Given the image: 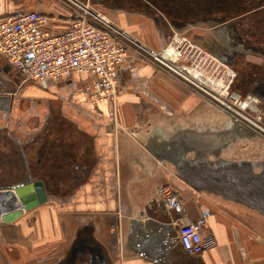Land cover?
<instances>
[{
  "label": "crops",
  "instance_id": "0c3cea01",
  "mask_svg": "<svg viewBox=\"0 0 264 264\" xmlns=\"http://www.w3.org/2000/svg\"><path fill=\"white\" fill-rule=\"evenodd\" d=\"M83 1L154 47L171 31L169 20L186 18L167 14L162 4L171 0ZM33 10L48 16L45 29L55 34L75 17L63 0H0V18ZM173 22L182 32L184 25ZM88 81L77 75L42 86L0 56V180L9 185L32 172L47 180L50 194L0 224V264H61L85 238L102 245L108 264H264V214L207 199L181 179L178 166L175 174L170 169L186 159L182 146L201 152L206 138L218 143V135L200 132L199 92L146 59L120 68L115 107L108 100L90 103L83 92ZM174 185L180 212L166 207L164 189ZM202 216L203 235L215 244L201 254L176 241L164 251L162 232L144 239L150 220L171 240L179 223ZM171 224L174 230L165 227Z\"/></svg>",
  "mask_w": 264,
  "mask_h": 264
},
{
  "label": "built area",
  "instance_id": "2783aa9c",
  "mask_svg": "<svg viewBox=\"0 0 264 264\" xmlns=\"http://www.w3.org/2000/svg\"><path fill=\"white\" fill-rule=\"evenodd\" d=\"M63 2L75 11V17L62 33L47 31L48 16L36 10L0 18V56L5 57L25 79L48 86L86 75L89 78L83 90L86 99L92 104L108 100L115 107L119 92L118 72L129 61L141 60L139 55L151 56L185 77L183 70L172 62L169 48L155 50L88 2ZM229 72L231 77L235 75L233 70ZM259 127L264 130V125ZM164 196L169 210H182L181 196L175 189L166 187ZM205 223V216L179 223L177 244L193 255L213 246L215 241L203 235Z\"/></svg>",
  "mask_w": 264,
  "mask_h": 264
},
{
  "label": "rangeland",
  "instance_id": "374dc122",
  "mask_svg": "<svg viewBox=\"0 0 264 264\" xmlns=\"http://www.w3.org/2000/svg\"><path fill=\"white\" fill-rule=\"evenodd\" d=\"M204 1L207 4L210 0H171L174 4L173 8H178L181 7V4H185L190 8H197V11L207 7L199 6ZM254 4L258 3L254 2ZM172 12L179 16H191L190 11L187 9L173 10ZM173 21L169 20V23H167L171 31L165 34L163 43L159 47L148 44L129 29L124 28L155 50L162 51L171 46L175 50L177 49L175 52H177L176 55L179 59H171L175 60L172 62L176 67L183 70L185 77L146 54L139 55V59L152 60L158 63L166 71L184 80L189 86L197 90L205 101L202 123L199 126L200 132L207 136L218 135L216 136L219 138L216 140L218 143L216 142L214 145V139L207 138V146L201 152L194 145L182 146V151L186 153L185 158L192 161L206 159L213 165L225 162H238L243 159H250L254 162L264 161V130L257 125L258 127L255 126V132L251 133L240 127L233 117H237L241 121L252 125L249 106L244 107L242 102L230 100L231 96H228L226 91L222 93L226 89L225 80L230 73L228 71L231 69L227 68L226 66L228 65L220 58L228 59L234 51L245 50L240 43V33L242 31L237 29V25L240 26V23H232V21H227L225 18L191 20V22L184 24L181 28L182 32H176L174 29L179 28H176ZM216 58L220 59L222 64L217 63L215 61ZM249 58L262 62L260 57L250 55ZM196 71L199 73V77L193 76ZM218 80L222 81L221 85L218 84ZM170 169L174 174L177 173V165H172ZM5 185L8 184L4 180H0V186ZM171 188L174 189L176 187L174 185ZM201 194L213 201L242 206L240 202L223 198L218 193L208 189L202 188Z\"/></svg>",
  "mask_w": 264,
  "mask_h": 264
},
{
  "label": "water",
  "instance_id": "95a60500",
  "mask_svg": "<svg viewBox=\"0 0 264 264\" xmlns=\"http://www.w3.org/2000/svg\"><path fill=\"white\" fill-rule=\"evenodd\" d=\"M181 179L195 188L208 189L223 198L245 204L264 214V164L255 170L249 161L225 162L213 165L206 159H181L177 162ZM50 199L47 180L31 172L28 178L13 184L0 186V224L13 222L30 210ZM172 223V220L170 219ZM157 222L145 223L146 241L152 240L154 233H164L160 237L163 250H167L176 239L170 233L163 232ZM171 230L176 225L165 226ZM173 228V229H172ZM88 255L85 264H108L109 256L102 245L92 239H81L74 246L70 258L76 261L81 255Z\"/></svg>",
  "mask_w": 264,
  "mask_h": 264
},
{
  "label": "flooded vegetation",
  "instance_id": "af4514ba",
  "mask_svg": "<svg viewBox=\"0 0 264 264\" xmlns=\"http://www.w3.org/2000/svg\"><path fill=\"white\" fill-rule=\"evenodd\" d=\"M162 5L166 7V12L170 15L173 14V10L190 11L191 16L185 19L174 18L176 23L182 25L191 20L215 18H225L232 23H240L237 29L242 31L240 43L245 50L234 51L230 54V59L220 58L228 65L227 68L235 72L233 77L229 73V78L225 80L226 89L222 93L226 91L228 96L231 95L230 100H233V96L236 95L237 101L250 102L248 106L252 125L233 117L240 127L252 133L256 130L255 126L264 125V0H210L207 4L205 1L201 3L199 6L207 7L198 11L197 8H190L185 4H181L178 8H173V3ZM250 55L260 57L262 62L250 59ZM242 161L252 163L255 170H259L264 164V161L254 162L250 159L238 162ZM87 259L88 254L81 255L76 261L71 260L69 255L61 264H85L84 260Z\"/></svg>",
  "mask_w": 264,
  "mask_h": 264
},
{
  "label": "bare ground",
  "instance_id": "6f19581e",
  "mask_svg": "<svg viewBox=\"0 0 264 264\" xmlns=\"http://www.w3.org/2000/svg\"><path fill=\"white\" fill-rule=\"evenodd\" d=\"M189 43V42H188ZM198 46V45H197ZM200 47V46H199ZM177 48V47H176ZM177 50V49H176ZM175 49H174V47H170L169 49H168V51H170V52H172V57L174 58V59H176V60H178L179 58H177V55L176 54H174L175 53V51H176ZM201 50V49H200ZM206 52V51H205ZM177 53V52H176ZM182 57H183V55H182ZM184 58V57H183ZM173 61V60H172ZM177 62V61H176ZM202 68V67H201ZM228 71V70H227ZM229 72V71H228ZM191 74V73H190ZM194 75L195 76H198L199 77V73L196 71V72H194ZM191 77H192V75H191ZM201 77V76H200ZM188 78V77H187ZM227 78H229V77H227ZM226 78V79H227ZM197 80V79H196ZM197 83H198V81H197ZM218 83L221 85L222 84V81L221 80H218ZM203 85H204V83H203ZM220 87V86H219ZM218 92V91H217ZM235 96V97H234ZM233 96V100H236L237 99V96L236 95H234ZM250 103V102H243V106L245 107V106H248V104ZM242 104V103H241Z\"/></svg>",
  "mask_w": 264,
  "mask_h": 264
}]
</instances>
